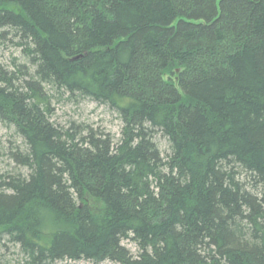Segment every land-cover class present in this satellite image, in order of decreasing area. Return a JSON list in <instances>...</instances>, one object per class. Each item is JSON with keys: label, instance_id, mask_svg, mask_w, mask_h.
<instances>
[{"label": "trees", "instance_id": "trees-1", "mask_svg": "<svg viewBox=\"0 0 264 264\" xmlns=\"http://www.w3.org/2000/svg\"><path fill=\"white\" fill-rule=\"evenodd\" d=\"M0 42L27 170L0 175V241L27 264H264V0H0ZM49 92L120 138L56 126Z\"/></svg>", "mask_w": 264, "mask_h": 264}, {"label": "rangeland", "instance_id": "rangeland-1", "mask_svg": "<svg viewBox=\"0 0 264 264\" xmlns=\"http://www.w3.org/2000/svg\"><path fill=\"white\" fill-rule=\"evenodd\" d=\"M16 64H25L20 48H12L0 42V64L9 69H13V59ZM48 106L51 109L50 119L60 128H68L71 124L80 129L94 130L108 134L114 142L120 138L122 122L114 111L105 106L96 104L88 99L71 98L68 94H58L49 92ZM161 157L166 159L170 155L167 141L159 134L154 136ZM15 148L24 149L22 139L15 133L12 126L0 122V175L27 174L25 168L20 167L12 159ZM121 244L129 251L133 258L139 254V247L134 240H123ZM0 264H27L17 245L7 242L6 239L0 241ZM52 264H116L109 260L98 263L86 260L69 261L60 260Z\"/></svg>", "mask_w": 264, "mask_h": 264}]
</instances>
